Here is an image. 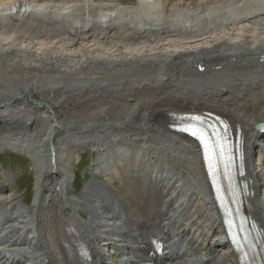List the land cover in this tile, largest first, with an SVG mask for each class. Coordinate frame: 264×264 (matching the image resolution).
<instances>
[{
    "label": "bare ground",
    "instance_id": "1",
    "mask_svg": "<svg viewBox=\"0 0 264 264\" xmlns=\"http://www.w3.org/2000/svg\"><path fill=\"white\" fill-rule=\"evenodd\" d=\"M1 39L4 41L0 43V60H5L0 63V73L18 72L17 68L12 69L10 57L31 61L35 58L31 57L30 48L41 44V49L49 55L68 60L70 53H74L80 60L76 57L52 67L35 66L31 69L44 73L38 78H45L48 73L63 80L61 75L71 66L87 62L85 71L75 74L80 75L78 79L91 83L105 80L99 89L74 86L47 89L33 87L32 80L25 75L27 80L19 81V87L5 95L2 91L6 92L8 87L3 88L6 85L0 81V136L17 137L0 146L15 153L34 151L30 158H33L38 195L36 198L34 194L36 203L38 200L34 207L21 209L15 175L4 169L0 171V202L9 205L11 214H18L15 219L11 216L7 220L11 253L15 254L14 249H24L19 238H15L19 231H26L25 242L28 236L38 235L41 247L47 248L43 264H52L50 260L55 261L53 264H98L100 253L90 241L91 236L105 233L108 227L113 229L111 223L119 221L115 210L106 207L117 200L128 203L120 206V211L130 213L142 229L148 224H159L168 230L179 225L177 236L185 242L188 240V245L190 232L186 227L190 221L192 228L201 224L197 233L210 228L212 241L201 243L202 247L206 246L203 251L209 256V263L195 256V264H264V196L261 202L258 198L259 191L263 190L264 195V185L260 189L256 183L264 181V168L256 171L251 159L256 152L255 136L259 130L256 126L264 123V78L252 80L241 72L249 69L244 67L248 62L264 69V0H0ZM168 40L173 42L170 43L173 51L167 47ZM110 55L119 59L105 60ZM165 66L169 68L164 70ZM22 69L30 70L28 66ZM186 71L198 78L219 77L225 71H232L233 80L223 82L219 77L218 82L204 89L196 84L185 87L182 83L187 81L183 75L191 74ZM143 75L147 78H142ZM165 78L170 80L164 82ZM20 84H24L22 88ZM190 114L198 115L206 126L216 124L211 129L223 130L240 144V164L244 169L241 189L237 197L233 191L221 197L223 215L206 185L196 142L175 129L188 122L183 118ZM167 138L172 139L169 143L178 141L176 144L180 145H176L177 149H164L172 157L190 148L181 167L193 180L190 176L186 178L184 172L180 176L173 172L167 182L161 174L154 175L155 169H140V177L126 175L127 168L139 167V159L149 163L148 158L157 156L156 142ZM30 139L36 142L32 147ZM87 147L99 150L103 147L93 169L95 177L82 194L72 196L69 192L74 180L72 165L80 161L81 152ZM107 151L114 155L107 156ZM257 151L264 153V141ZM114 157L122 159L119 164ZM262 160L263 157L258 160L259 168ZM162 168L171 172L167 162ZM106 171L111 182L120 175L126 183L139 181L141 185L136 188L128 185L131 191L126 187V191L110 189V192L95 180ZM149 172L153 173L154 181L160 176L175 192L180 186L176 188L177 183L187 181L183 212L178 219L174 218L178 212L173 205L179 200L174 199L165 207L172 192L154 188V181L147 180ZM176 176L179 182L174 181ZM97 190L103 192L96 194ZM120 191L130 193L128 202L120 198ZM69 203L75 210L85 206L91 220L87 221L79 212L78 216L69 213ZM237 209L244 221L243 231L234 218ZM29 217L35 224L25 229ZM102 219L107 224H102ZM230 220H234V230L228 227ZM20 222L21 226L17 224ZM232 233L238 234L236 242ZM202 237L200 233L199 238ZM221 239L229 243L223 244ZM101 264H104L102 260Z\"/></svg>",
    "mask_w": 264,
    "mask_h": 264
},
{
    "label": "rangeland",
    "instance_id": "2",
    "mask_svg": "<svg viewBox=\"0 0 264 264\" xmlns=\"http://www.w3.org/2000/svg\"><path fill=\"white\" fill-rule=\"evenodd\" d=\"M235 36H236V34L233 36V38H235ZM228 39H230V41H231V36ZM3 41L4 40L1 39L0 43H2ZM168 41H169V43L167 42V47L169 46L170 50L173 51V48L170 47V46H172V44H170V43H173V42L171 40H168ZM185 42H188V41H185ZM95 44L96 43H93L92 45H95ZM197 45H199V44H197ZM16 46L19 47V45H16ZM97 46L100 47V45H97ZM196 47H199V46H196ZM41 48H43V46H41V44L36 45V47H31L30 48V50H31L30 51V55H32L31 57L35 58V59L31 60V61L23 60V58L16 57V56L10 57L11 59H9V60L13 61L12 69H16L17 68L18 72L11 73V72L7 71V73L6 72L5 73L4 72L0 73V81L6 85V86H3V88L8 87L6 92L2 91V95L10 94L13 90L15 91L17 89V87H19V83H18L19 81L24 82V81L27 80V78L23 77L25 75L30 77V81L32 80V82H33V83H30V85H32L33 87H44V88H47V89L48 88L54 89L55 87L57 89H62V88H68L70 86H74L75 88L87 87L88 89H93V88L94 89H99L100 87L103 86V84H105V80L104 79L96 80L94 83L88 82V80L78 79L79 76H80L79 74L83 73L85 71L84 63H87V62L76 63L78 65V67L77 66H75V67L71 66V69L66 70L67 71L66 74L61 75V79H63V80H59L56 76L51 77V74H48V73H47V75H45L46 76L45 78H38L39 76H43L44 73L43 72L34 71L31 68H34L35 66L42 67V66H48V65L52 67V65H55V66L58 65V62H63L65 64L66 61H68L69 59L75 60V58L77 57L76 54L70 53V58L68 57V60H66L65 57L58 58L57 56L55 57L53 55H49L48 51L42 50ZM175 50H179V49L176 48ZM45 52H47V53H45ZM114 52L115 51H113V53ZM33 54L35 56H33ZM24 55L29 56L28 53H25ZM45 56H48V58L46 60H44ZM77 58H78V60H80L79 57H77ZM109 58L112 59V60L119 59V58H116L115 55H110L105 60H108ZM4 60L5 59L0 60V63H3ZM100 60L101 59H99V61ZM99 61H98V63H100ZM250 64L251 63L248 62L244 66V67L248 66L249 69H246L245 71L242 70L241 72L243 73V75H247V77H249L252 80L253 79H258V78H264V69L263 68H262L263 70L260 69V68L257 69V68H255V66L253 64H251V65ZM25 66L26 67L28 66V68L30 70L27 71V69H22ZM89 66L91 67V65H89ZM95 66L101 67L102 65L96 64ZM166 68H169V67L165 66L164 70H166ZM73 69H76V70H73ZM185 70L190 71V69H185ZM226 70H228V69H226ZM255 70H256V72H254ZM187 71H186V74L189 75V73H191V72H187ZM76 73H79V74L75 75ZM91 73H96V72L92 71ZM16 74H18V75H16ZM191 74L189 76H187V75L185 76V74L183 75V77H184L183 80L188 82V83L185 82V84L182 83L183 86H185V87L189 86L190 87V84L191 85L192 84H196L199 87V89H204L205 86H208L211 83L218 82L219 77H221L220 80H222L223 82L224 81L231 82L233 80L232 71H231V73H230V71H225L224 74L220 75L219 77L216 76V75H214V76H209L208 75L207 76L208 78L207 77L198 78L196 75L192 74V76L194 77L193 78L191 76ZM228 75H229V77H228ZM235 75H237V74H235ZM142 78H147V77L143 75ZM110 80H116V79H110ZM169 80H170L169 78H165L164 82H166V81L168 82ZM123 82H124L123 80H118V83H123ZM129 82H131V81H129ZM109 83L113 84V82H109ZM115 84L116 85H120V84H117V83H115ZM23 85L24 84H20V88H22ZM55 95L56 94H54V96ZM0 132H1V127H0ZM13 138H17V137L13 136L12 134H7V135L3 134V135L0 136V143L1 144L10 143ZM165 140L168 141V142H166V141H164V142H162V141L161 142H159V141L156 142L155 146L157 148V151L155 153L156 154L158 153L157 156H154V158L153 157L152 158H148L149 159V163L145 162L144 158H142L143 160L139 159L138 164H139V166L143 165L145 170L150 171V170L154 169V168H152L153 164H156V163L160 164V161H161L160 158H162L164 160L163 163L167 162L169 164V167H170V170H171L172 173L173 172H177L176 173L177 175H179V174L181 175V173L183 174V172H184V169L181 167V165H183V162H184L185 158L188 156L187 155L188 152H190V151L186 148L185 149L186 152L182 153L183 155L179 154L180 156L182 155L183 157L182 156L181 157L180 156L172 157V155H168L169 152L165 153L164 149H169V148H171L172 150L173 149H177L180 145L176 144V143H179V142L177 141L175 143L174 142L173 143H169V141H172L171 138H167ZM176 140H179V139L177 138ZM99 142H100V144L103 143V141H99ZM157 143H158V145H157ZM35 144H36V142L33 139L29 140V146L31 145V147H32ZM75 144L78 145L79 143H75ZM183 144H185V143H183ZM2 146H0V171H3V169H4L5 171H8L11 174L15 175V185H16L15 187H16V192L18 193L17 194L18 195L17 202L19 203V206L20 205L22 206V207L20 206L21 209L29 210V207L32 208L38 203V200H37V203H36V198L38 196V195L36 196V193H37V188H36L37 187V181H36V177H35L36 172H34V168L32 166L33 165V158H30V157H33V152L34 151L33 150H29L28 152H30V154H28V153H26V154L15 153V152L7 149V148H2ZM100 149L102 150L103 147L100 148ZM99 152H101V151H99ZM43 153L45 155L46 154V150H44ZM107 153H108V151H107ZM110 153H111V155L112 154L114 155L113 152H110ZM142 156L144 157L145 155H143V153H142ZM126 157H128V156H126ZM262 157L264 159V154H263ZM98 159H99V156L97 157V154L93 152V148L92 147H87L84 151L81 152L80 161H78L75 165H72V169H71L72 170V174L74 173V175H73L74 180L72 181V184H71V187H70V190H69V192L72 193L71 194L72 196H73V194L74 195L82 194L83 191L85 190V185L91 183L92 174L94 176V172L92 173V171H93L94 167L96 166V161ZM114 159H115L117 164H119L120 160H122L120 157H117V158L114 157ZM180 161H181V163H180ZM262 161H264V160H262ZM1 166H3L4 168L1 167ZM92 167H93V169H92ZM129 169H134V167L127 168V170H129ZM138 169L140 170V169H142V167H138ZM184 173H185L184 175H185L186 178H189V176H190V180H193V177L191 175H189V173H187V171L184 172ZM130 174L134 175V176H137V177H140L141 172H135V173H129L128 172V173H126L127 176H131ZM147 177H149V174L147 175ZM122 179L120 178L122 183L121 182H114V184L111 185V181H108L107 179L105 180V181H107L105 183L108 185V187L113 186V187H115V189H119V190L121 189V190H124V191H126V189L128 188L127 187L128 185H132V186H134V188L139 186V184L137 183L139 181H131L129 183H126V181H124V179L123 180ZM125 179H127V178H125ZM139 183L141 185V182H139ZM182 183L183 182L177 184V187L179 185L180 186L178 188L176 187L177 188L176 189L177 195L179 194L180 196L182 194H184V192H185L184 183H187V181L184 182L183 184ZM181 184L183 185L182 187H181ZM122 188H124V189H122ZM114 191H116V190H114ZM127 191H131V187L128 188ZM34 194H35L36 198H35ZM34 198H35V200H34ZM34 201H35V204H34ZM112 203L114 204V202H112ZM15 214H16V217H17V215H18L17 212ZM76 215L78 216V213L74 214V216H76ZM24 216H26V215H24ZM86 216H87V213H86ZM86 219H87V221H90L91 220V216L89 215L88 218H86ZM17 224L19 226L22 225L21 222L17 223ZM20 232H24V231H19V233ZM19 233H18V235L16 236L15 239H18V238L22 237V236L19 237V235H20ZM38 234L41 235L42 233L38 231ZM33 236L34 235H32V237ZM29 248L25 247L23 250H27ZM14 250L15 251H19V250H16V249H14Z\"/></svg>",
    "mask_w": 264,
    "mask_h": 264
},
{
    "label": "snow or ice",
    "instance_id": "3",
    "mask_svg": "<svg viewBox=\"0 0 264 264\" xmlns=\"http://www.w3.org/2000/svg\"><path fill=\"white\" fill-rule=\"evenodd\" d=\"M186 119L187 121H190L189 125L187 127L180 128L179 131L187 133L188 135L196 138L200 141V143L203 145L206 152H210L213 145L211 143V138L209 137L207 131L203 127L204 121L198 117V116H190ZM209 128H214L213 125H209ZM223 151L221 147V152ZM228 227L230 230H234L236 228V225L230 220L228 221ZM241 231H243V227L241 226ZM232 239L234 242L237 241V235H232Z\"/></svg>",
    "mask_w": 264,
    "mask_h": 264
},
{
    "label": "water",
    "instance_id": "4",
    "mask_svg": "<svg viewBox=\"0 0 264 264\" xmlns=\"http://www.w3.org/2000/svg\"><path fill=\"white\" fill-rule=\"evenodd\" d=\"M259 129L262 130V131H264V123L259 126Z\"/></svg>",
    "mask_w": 264,
    "mask_h": 264
}]
</instances>
